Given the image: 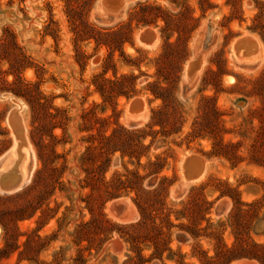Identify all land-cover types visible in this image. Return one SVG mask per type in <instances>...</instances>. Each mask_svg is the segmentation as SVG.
<instances>
[{
  "label": "rangeland",
  "instance_id": "obj_1",
  "mask_svg": "<svg viewBox=\"0 0 264 264\" xmlns=\"http://www.w3.org/2000/svg\"><path fill=\"white\" fill-rule=\"evenodd\" d=\"M101 2L0 0V162L18 147L12 96L34 152L30 181L0 193V264H202L236 239L264 247V0ZM245 35L260 59L235 58ZM190 154L206 174L185 185Z\"/></svg>",
  "mask_w": 264,
  "mask_h": 264
},
{
  "label": "bare ground",
  "instance_id": "obj_2",
  "mask_svg": "<svg viewBox=\"0 0 264 264\" xmlns=\"http://www.w3.org/2000/svg\"><path fill=\"white\" fill-rule=\"evenodd\" d=\"M102 3V2H101ZM121 8L122 4L124 6L125 2L124 0H120ZM120 8V7H119ZM124 9V8H123ZM123 10H119L118 13L113 12L115 17H118L122 14ZM153 34V40L148 43H142L146 47L150 49L156 48L159 36L156 34L154 30H152ZM234 56L238 61H255L257 60L261 54L263 53L262 47L258 39L252 35H245L238 39L234 45ZM260 59V58H259ZM204 65L203 59H201V67L197 72H195L189 79H194L196 76L201 72ZM9 95L5 94L4 97H8ZM11 100L15 103L16 107L13 108L8 117H7V123L9 124V127L11 128V131L13 133V138L18 142V147L16 148L15 145L11 147L8 152H6L7 157L4 160L0 162V183L4 184L6 182L12 181L14 179H19L20 183L16 191L10 192L8 194L17 193L21 189L24 188V186L30 181L33 169H34V161H33V154L31 150V145L29 143V140L27 138V130H26V124L20 114L21 104L19 101L12 96ZM142 103V107L138 109V111L127 110V113L132 118H138L142 117L144 110H145V104L143 102V99H139ZM17 144V143H16ZM205 163V171L202 176H200L197 180L194 182H191L189 184H195L198 182H201L206 174V161ZM186 185V184H185ZM188 185V184H187ZM0 193L2 190H0ZM123 221V219L119 218Z\"/></svg>",
  "mask_w": 264,
  "mask_h": 264
},
{
  "label": "trees",
  "instance_id": "obj_3",
  "mask_svg": "<svg viewBox=\"0 0 264 264\" xmlns=\"http://www.w3.org/2000/svg\"><path fill=\"white\" fill-rule=\"evenodd\" d=\"M158 98L163 100V110H167L169 107V102L162 98L161 96H157ZM138 145L143 147V145L140 143L141 140L144 139V136H138ZM221 146H224L223 144H219ZM213 146H216V143H214ZM137 207L139 208L140 214H141V225L145 224L146 218H145V212L148 209H151L153 207V203H151V200L148 198H145L143 200V205H146L145 207L139 203L138 200L135 201ZM206 204L205 201H199L194 205V208L197 212L204 211L206 212V209H204V205ZM240 216L239 218H243V210L239 209ZM6 214L2 213V216H5ZM6 220L3 218H0V225L3 227L6 224ZM200 225V224H198ZM212 226V225H210ZM198 230H201L199 228ZM187 233L189 231H186ZM244 258H252L256 259L261 264H264V247L257 245V244H252V245H246L244 244L243 241L236 239L235 243L232 246H227L226 244H218L216 253L214 257L208 258L205 263L202 264H231L234 261L241 260ZM185 264V263H184Z\"/></svg>",
  "mask_w": 264,
  "mask_h": 264
},
{
  "label": "water",
  "instance_id": "obj_4",
  "mask_svg": "<svg viewBox=\"0 0 264 264\" xmlns=\"http://www.w3.org/2000/svg\"><path fill=\"white\" fill-rule=\"evenodd\" d=\"M110 0H102L104 5H108ZM120 5V0H117ZM118 5V6H119ZM140 42L148 44L153 40V34L151 29H145L139 37ZM201 67V59L197 58L196 60L189 63L186 71L187 78H190L195 72ZM142 107V103L139 99L133 100L129 105V111L138 110ZM204 159L197 155H187L182 164H181V173H182V182L183 184H189L197 180L200 176L203 175L205 171ZM20 180L14 179L12 181L6 182L4 184L0 183V190L2 194H8L10 192L16 191L19 186Z\"/></svg>",
  "mask_w": 264,
  "mask_h": 264
}]
</instances>
